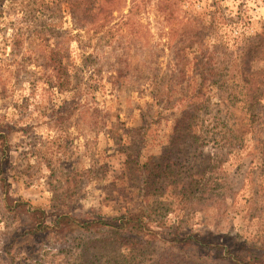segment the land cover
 Instances as JSON below:
<instances>
[{"label": "rangeland", "instance_id": "374dc122", "mask_svg": "<svg viewBox=\"0 0 264 264\" xmlns=\"http://www.w3.org/2000/svg\"><path fill=\"white\" fill-rule=\"evenodd\" d=\"M264 264V0H0V264Z\"/></svg>", "mask_w": 264, "mask_h": 264}, {"label": "trees", "instance_id": "16d2710c", "mask_svg": "<svg viewBox=\"0 0 264 264\" xmlns=\"http://www.w3.org/2000/svg\"><path fill=\"white\" fill-rule=\"evenodd\" d=\"M160 264H168V263H166V262H163V263H160Z\"/></svg>", "mask_w": 264, "mask_h": 264}]
</instances>
